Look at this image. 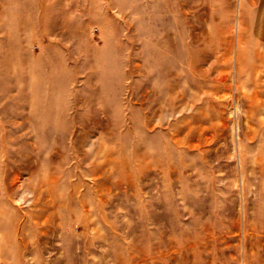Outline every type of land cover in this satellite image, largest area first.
<instances>
[{"label":"rangeland","instance_id":"1","mask_svg":"<svg viewBox=\"0 0 264 264\" xmlns=\"http://www.w3.org/2000/svg\"><path fill=\"white\" fill-rule=\"evenodd\" d=\"M0 264H264V0H0Z\"/></svg>","mask_w":264,"mask_h":264}]
</instances>
